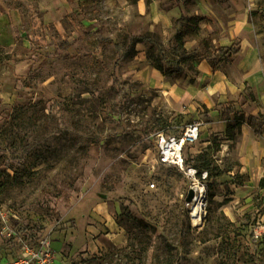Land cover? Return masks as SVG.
Listing matches in <instances>:
<instances>
[{
    "label": "rangeland",
    "instance_id": "obj_1",
    "mask_svg": "<svg viewBox=\"0 0 264 264\" xmlns=\"http://www.w3.org/2000/svg\"><path fill=\"white\" fill-rule=\"evenodd\" d=\"M196 8L0 0V262L47 237L64 264H264V136L229 138L223 115L248 119L261 101L234 64L179 62L183 28L189 52L210 36L212 55L231 59L214 24L197 35L187 23ZM154 41L182 70L152 65ZM195 122L185 168L160 163L159 137ZM188 167L208 173L198 223Z\"/></svg>",
    "mask_w": 264,
    "mask_h": 264
},
{
    "label": "crops",
    "instance_id": "obj_2",
    "mask_svg": "<svg viewBox=\"0 0 264 264\" xmlns=\"http://www.w3.org/2000/svg\"><path fill=\"white\" fill-rule=\"evenodd\" d=\"M194 1L197 6L195 14L207 16L200 28L214 24L217 42L228 48L233 47L235 40L239 43V50L230 64L236 65V71L240 72L244 82L252 86L255 100L261 101L258 109L251 111L250 115H264V26H260L264 23V0ZM209 29L212 30L210 27ZM256 76L260 77L259 83L255 80ZM231 120L234 122L235 119L231 117ZM239 129L241 137L247 141L252 136H264V129L261 134H256L255 129L247 122ZM109 234L116 236L111 239L116 244L119 232L112 230Z\"/></svg>",
    "mask_w": 264,
    "mask_h": 264
},
{
    "label": "built area",
    "instance_id": "obj_3",
    "mask_svg": "<svg viewBox=\"0 0 264 264\" xmlns=\"http://www.w3.org/2000/svg\"><path fill=\"white\" fill-rule=\"evenodd\" d=\"M200 124L195 122L187 126L181 135H166L162 134L157 143L159 146L160 163L185 168L184 151L187 145H192L199 139ZM187 174L193 179L191 188L195 189V198L198 194H204L202 202L205 198V188L201 183V179H206L208 173H204L202 178L198 174L196 168H187ZM156 183L151 182L150 188L155 187ZM199 190H198V188ZM204 189V191L202 190ZM203 191V192H202ZM194 198V200H195ZM4 225V221H1ZM18 256L9 263L2 261L0 264H64L59 253L54 250L51 241L47 237L40 238L37 242L29 240L21 241Z\"/></svg>",
    "mask_w": 264,
    "mask_h": 264
},
{
    "label": "trees",
    "instance_id": "obj_4",
    "mask_svg": "<svg viewBox=\"0 0 264 264\" xmlns=\"http://www.w3.org/2000/svg\"><path fill=\"white\" fill-rule=\"evenodd\" d=\"M186 17H183L181 20H185ZM207 19V16L199 15V14H192L187 18V23L194 25L192 29H195L196 34L200 35V24ZM189 33L188 30H185L184 28L182 31H180L177 34V41H176V48H174V52L177 54V56L181 59L179 62L184 64V65H190L193 63V61H196L197 63H200L202 61H205V59L210 61L212 69L215 71L217 68L220 66L221 63L226 62V63H231L233 60L234 54L239 50V46L237 47H232V48H227L226 51L228 52L229 57L231 59H226L221 56H213L211 53L212 45H211V37L210 36H204L201 39L200 42V49H197L193 52H189L186 48L185 40L184 37ZM150 36L145 37V39L151 40L152 35L149 34ZM141 38H136L134 41V44L139 42ZM159 46L158 41H154L153 44L148 48L147 51V57L149 60H151L152 65L158 69L161 73L165 75H174L176 74V71L182 70L180 69H175L172 65H167L166 61L161 54L160 51L157 50V47ZM136 50V48H134ZM133 50V51H134ZM219 50V48H218ZM195 82V78H191L190 83ZM253 99H255L253 97ZM232 113V111L230 112ZM235 115V123L232 122L231 120V115L230 114H223L224 119L228 121L227 124V131L229 133V138H234L236 136V131L237 129L240 130V126H242L243 123L247 122L249 126H251L253 129H255L256 134H261L263 132V128L260 125L258 128V121L259 118H264V115L261 114L260 117H256L254 115H250L248 119H246V115L240 113L239 111L233 112ZM264 122V121H263Z\"/></svg>",
    "mask_w": 264,
    "mask_h": 264
},
{
    "label": "bare ground",
    "instance_id": "obj_5",
    "mask_svg": "<svg viewBox=\"0 0 264 264\" xmlns=\"http://www.w3.org/2000/svg\"><path fill=\"white\" fill-rule=\"evenodd\" d=\"M202 190L204 191L203 188ZM203 197H204V194L202 195L198 194L195 200H193L192 204H190L191 209H192V217L194 218L195 223H198L199 220L202 218L201 216H202L203 205H204V202H202Z\"/></svg>",
    "mask_w": 264,
    "mask_h": 264
},
{
    "label": "water",
    "instance_id": "obj_6",
    "mask_svg": "<svg viewBox=\"0 0 264 264\" xmlns=\"http://www.w3.org/2000/svg\"><path fill=\"white\" fill-rule=\"evenodd\" d=\"M195 195H196L195 189L191 188L189 193H188V195H187V197H186V201L187 202H193V200L195 198Z\"/></svg>",
    "mask_w": 264,
    "mask_h": 264
}]
</instances>
